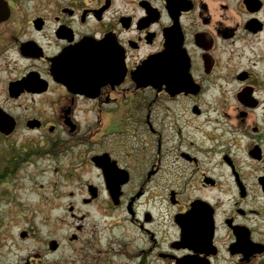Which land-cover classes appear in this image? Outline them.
Returning <instances> with one entry per match:
<instances>
[{"label": "flooded vegetation", "instance_id": "af4514ba", "mask_svg": "<svg viewBox=\"0 0 264 264\" xmlns=\"http://www.w3.org/2000/svg\"><path fill=\"white\" fill-rule=\"evenodd\" d=\"M255 71L264 0H0V264H264Z\"/></svg>", "mask_w": 264, "mask_h": 264}, {"label": "rangeland", "instance_id": "374dc122", "mask_svg": "<svg viewBox=\"0 0 264 264\" xmlns=\"http://www.w3.org/2000/svg\"><path fill=\"white\" fill-rule=\"evenodd\" d=\"M255 54L259 55V52L255 50L253 51V53H250L248 51H245V53L242 55L241 57V61L243 63V68L247 67V66H253V64L255 63ZM255 73L257 75L263 74L264 71H255ZM264 98V94L262 96ZM256 117H260V118H256ZM255 123L256 125H263L264 124V106H262L260 109H258L257 111H255ZM264 126V125H263ZM36 183L39 185L41 184L40 180H37ZM35 189V188H34ZM30 190V188H29ZM27 189H23L21 191H18V197L20 198V201H24V202H28L29 204H32V201H29V199H32V195H30L29 193L26 192ZM34 204L37 207V205H39V207H42V204L40 201L37 200V195H34ZM38 210V209H37ZM36 227H37V231L39 232V230H44L46 227L43 226L40 222V218L39 216L36 217Z\"/></svg>", "mask_w": 264, "mask_h": 264}, {"label": "water", "instance_id": "95a60500", "mask_svg": "<svg viewBox=\"0 0 264 264\" xmlns=\"http://www.w3.org/2000/svg\"><path fill=\"white\" fill-rule=\"evenodd\" d=\"M257 104H258V103H257V102H255V107L257 106ZM256 149H257V148H255V151H256Z\"/></svg>", "mask_w": 264, "mask_h": 264}]
</instances>
